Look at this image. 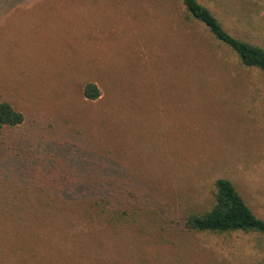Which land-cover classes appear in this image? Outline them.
<instances>
[{
	"label": "rangeland",
	"instance_id": "rangeland-1",
	"mask_svg": "<svg viewBox=\"0 0 264 264\" xmlns=\"http://www.w3.org/2000/svg\"><path fill=\"white\" fill-rule=\"evenodd\" d=\"M199 1L264 49V0ZM0 102V264H264L183 227L218 178L264 219V73L180 0H0Z\"/></svg>",
	"mask_w": 264,
	"mask_h": 264
},
{
	"label": "trees",
	"instance_id": "trees-1",
	"mask_svg": "<svg viewBox=\"0 0 264 264\" xmlns=\"http://www.w3.org/2000/svg\"><path fill=\"white\" fill-rule=\"evenodd\" d=\"M187 16L201 24L222 45L239 58L242 65L255 67L264 73V49L230 34L215 14L199 0H180ZM86 98L100 95L96 84L88 83L83 89ZM24 116L8 102H0V126L21 124ZM73 185L72 181H70ZM53 185V184H52ZM183 227L197 232L230 233L234 231L264 233V219L257 217L244 202L235 186L226 178L215 180L214 202L200 214L188 215Z\"/></svg>",
	"mask_w": 264,
	"mask_h": 264
}]
</instances>
